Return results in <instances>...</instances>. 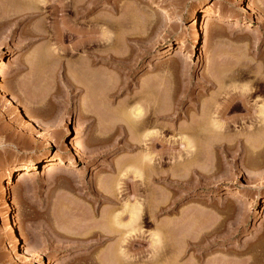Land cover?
Here are the masks:
<instances>
[{
  "label": "rangeland",
  "instance_id": "1",
  "mask_svg": "<svg viewBox=\"0 0 264 264\" xmlns=\"http://www.w3.org/2000/svg\"><path fill=\"white\" fill-rule=\"evenodd\" d=\"M39 1L0 0V86L6 90H0V264H40L23 251L24 243L49 264H157L149 246L155 227L149 218L140 234L118 229L129 237L127 243L118 233L97 237L107 228L103 222L110 223L125 201L137 198L131 189L137 185V199L144 206L160 202L162 243H173L182 258L178 264H264V128H257L256 140L250 137L249 143L238 138L236 134L253 128L245 121L250 114L241 110L226 117L244 118L241 124H233L225 137L212 138L214 126L209 115H202L207 107L212 113L216 105L224 106L237 87L264 78V0H208L206 7L228 20L206 21L198 15L197 39L190 12L203 0H145L151 8L144 0H73L85 9L83 29L95 27L97 38L107 29L115 37L111 52L121 55L125 50L124 63L132 65L127 74L110 64L91 63L82 54L66 59L52 55L48 47L54 42V17L35 11L43 6ZM31 31L49 32L40 39ZM182 38L186 41L179 52ZM65 64L78 89L68 88ZM141 89L150 99L142 100L143 105L149 110L158 103L160 115L154 129L150 126L145 134L131 130L133 136L125 126L126 133L122 131L127 123L122 114L129 111L126 100ZM263 99L250 100L249 106L256 108ZM190 125L194 131L209 130L210 136L205 139L196 131L194 137L191 129L194 157L183 141ZM146 132L160 140L147 141ZM62 137L81 151L74 166L66 161L73 151L60 149ZM147 152L152 156L145 158ZM42 156H60L65 166L50 170L41 164L33 174L23 179L14 174L6 184L7 169ZM138 169L147 182L134 178L132 171Z\"/></svg>",
  "mask_w": 264,
  "mask_h": 264
},
{
  "label": "bare ground",
  "instance_id": "2",
  "mask_svg": "<svg viewBox=\"0 0 264 264\" xmlns=\"http://www.w3.org/2000/svg\"><path fill=\"white\" fill-rule=\"evenodd\" d=\"M50 1V0H49ZM139 1V0H138ZM149 1V0H148ZM42 2V3H41ZM50 2H52V1H50ZM79 2H81V1H79ZM79 2L77 1V3H76V1L75 2H73V0L72 1H70L69 0V2L66 0H54V2H52V3H48V2H46V0H42V1H39V3H41V4H43V6L42 7H37L36 8V12L38 11H40V12H43L42 14H48V18H50V17H54L53 19L54 20H52L54 23V26L52 27V28H54L55 29V33L53 34V36H52V39H51V41L53 40L54 42H51V44L49 45V47H48V50L50 49V51L52 52V55H55V56H58V57H62V58H67V57H74V56H80V54H82L81 56H85L86 58H88V59H91V63H94V62H101V63H104V64H110L111 65V67H113V68H117V69H119V70H121L122 72H125L126 74L128 73V70H130V67L132 66V65H125V61H127V58H126V56L124 57V55L122 54V53H125V50H124V52H121L120 54L121 55H116L115 53H112L111 52V47H113L112 46V44H114L113 42V39L115 38L114 37V35H111L112 33H110L107 29H105L104 30V32L103 31H101L100 32V34H102L103 35V38L102 37H100V38H97V37H94L95 35H93V34H95V29H92V28H95V27H92L91 26V24H90V26L92 27L91 29H83V27L82 26H84V24L82 23V21H81V18H82V13H85L84 12V8L83 7H81L80 6V4H79ZM140 2V1H139ZM142 2H143V0H142ZM142 2H140V4L142 3ZM145 2H147V1H145L144 0V3ZM208 2V0H203L201 3H200V5L196 8V9H194V10H192L191 12H190V17H191V19H192V21H193V23H192V28L195 30V39H197L198 38V34H197V31H196V28H197V17H198V15H201V17L203 18V19H206V21H210V20H217V19H219V20H228L226 17H224L223 15H221L220 13H218V12H214V11H211V9H209L208 7H206V3ZM48 3V4H47ZM92 3V2H91ZM143 3V4H144ZM89 4H90V2H89ZM93 4V3H92ZM140 4H138V5H140ZM147 5H148V2L146 3ZM246 5H247V3H245ZM145 5V4H144ZM240 5V4H239ZM243 5V4H242ZM249 5H250V3H249ZM89 6V5H88ZM151 5L149 4L148 5V7H150ZM248 7L249 6H246V9H248ZM151 8V7H150ZM250 8V7H249ZM93 9H94V7H92L89 11H90V13L92 14V12H93ZM252 9V8H251ZM251 9H249V10H251ZM34 10V9H33ZM34 11V12H35ZM87 11V10H86ZM185 11V10H184ZM188 11V10H187ZM252 11H254V10H252ZM37 12V13H38ZM243 12V11H242ZM33 13V12H32ZM247 13V12H246ZM185 14V13H184ZM253 14V13H252ZM93 15V14H92ZM91 15V16H92ZM247 15H249L250 16V14L249 13H247ZM184 16V15H183ZM187 16H188V14H187ZM56 17H58V19H56ZM87 17V16H86ZM90 17V16H89ZM243 18V17H242ZM91 19V18H90ZM247 19V18H246ZM88 20V19H87ZM216 20H215V22H216ZM244 20V19H243ZM218 21V20H217ZM91 22H92V20H91ZM93 22H95L94 20H93ZM219 22V21H218ZM231 22V21H230ZM165 23V22H164ZM168 23H169V21H168ZM225 23V22H224ZM229 23V22H228ZM234 23V22H233ZM235 23H237L238 24V22H236L235 21ZM93 24V23H92ZM200 24V23H199ZM89 25V24H88ZM201 25V24H200ZM235 26H239L240 27V25H236V24H234ZM243 25V24H242ZM190 26H191V24H190ZM88 27V26H87ZM190 28V30L191 31H193L194 32V30L193 29H191V27H189ZM188 28V29H189ZM113 29V28H112ZM40 32V31H39ZM47 32H49V31H46V32H43V33H38L37 31H31V36H33V37H39L40 39L41 38H45V36H46V34L45 33H47ZM97 32V31H96ZM190 32V31H189ZM50 33H51V31H50ZM48 34V33H47ZM190 37L192 36V33L190 32ZM101 35V36H102ZM193 35H194V33H193ZM123 36V35H122ZM133 36V35H132ZM47 37V36H46ZM49 37V36H48ZM114 37V38H113ZM125 37V36H124ZM134 37H135V35H134ZM192 37H194V36H192ZM191 37V38H192ZM117 38V37H116ZM127 38V37H126ZM186 38V37H185ZM183 39V40H182ZM181 39V41L179 42V44H178V51L179 52H181L183 49H184V43H185V41L186 40H184V38H182ZM193 39V38H192ZM115 41H116V39H115ZM188 43H186V45H187ZM188 48H189V45H188ZM114 50V49H113ZM115 51V50H114ZM50 52V53H51ZM118 54V53H117ZM123 55V56H122ZM64 60V59H63ZM67 61V60H66ZM65 61V62H66ZM3 63V62H2ZM68 64H69V62H68ZM69 65H67V64H65L64 65V69H65V74H66V76L65 77H67V78H65V79H67V81H68V83H69V85L70 86H68V88L70 87V88H73V89H75V88H77L78 89V87H77V85L76 84H74V82L71 80V78H72V76H71V71H70V69H69V67H68ZM71 69H73V68H71ZM75 70V69H74ZM76 71V70H75ZM78 71V70H77ZM76 71V72H77ZM247 75V74H246ZM257 77V76H256ZM74 80V79H73ZM127 80V79H126ZM75 81V80H74ZM123 82V84L124 85H129L128 83H127V81H125V80H123L122 81ZM250 83H252V81L250 82ZM249 84V83H248ZM83 86V85H82ZM250 86V85H249ZM249 86H247V88H246V86L245 87H243V89L241 88V90H240V88H238L237 87V89H236V87L233 89L234 90V92H235V89L236 90H239V91H236L235 93H233L232 95H231V97H229L228 99H226V101H225V105L223 104V102H222V104L221 105H224V106H222V107H217V105L215 106L216 107V109L214 108L213 110H215V111H213L212 110V113H211V111H210V109H208V107H207V109H204L205 107H203V109L205 110V111H203L202 113V115L205 117V115L204 114H206L208 117H210V120H211V123L210 124H212V126H214V127H212V126H209V127H212V128H210V132L212 131V130H214V132H212V133H214L213 134V136H212V138L213 137H215L216 138V136H217V138H219V137H225V134H228V130H229V132H230V129H231V127L233 126V124H241V121H243V119H241V120H239V119H237L235 116L234 117H228V118H226L227 117V115L229 116V114H231L232 112H237V111H245V113H246V115L245 116H247V114H250V115H248L247 116V118L245 119V121L246 122H248L253 128H252V130H250L249 128L247 129V130H245V131H243V132H245L244 134L243 133H241V135L240 134H236V136L238 137V138H240V137H242L244 140H245V142H247V140H248V138H254L255 139V136L254 135H256V129L257 128H264V99L263 100H261L262 101V103H261V105L260 106H258V107H256L255 108V106L253 107V106H249V102H250V100H255V99H257V98H259V97H264V78H257V79H255V80H253V86H252V84H251V86L249 87ZM85 87V86H84ZM224 88V87H223ZM73 89H71V90H73ZM76 89V90H77ZM91 89V88H90ZM220 89H222V88H220ZM0 90H2L3 92L4 91H6V90H4V88L2 87V89H1V86H0ZM91 91V90H90ZM141 91V93L138 91L137 93H135V94H132V98L130 97V99H129V101L128 100H126L127 101V105H126V107H128V106H130V107H128L129 108V111L128 112H123V114H122V116H123V118H124V115L126 114V116H125V118L124 119H126V121H127V123H124L123 122V120L121 121V122H123V127L125 126L126 128H128L130 131V133L133 135V131H131V130H134V132L135 133H137V132H141V133H144V131H146L145 129H147V128H149L150 126H152V128H153V126H154V124H155V122H156V120H157V118H158V116L160 115V112H159V109H158V107H159V105H157L158 103H151V106L148 108L149 110H147V106L145 107L144 105H143V102H142V100H147V99H149V97L147 98V95L144 93V91L142 92V89L140 90ZM226 91V90H225ZM225 91H222V92H225ZM2 93V92H1ZM6 93V92H5ZM8 93V92H7ZM220 93V92H219ZM218 93V94H219ZM9 94V93H8ZM218 94H216V95H218ZM226 94V93H225ZM3 95V94H2ZM6 95V94H5ZM155 95V94H154ZM229 95V94H228ZM149 96V95H148ZM151 96V95H150ZM155 96H157V95H155ZM219 96V95H218ZM220 96H221V94H220ZM188 97V96H187ZM151 98H152V96H151ZM9 99L10 100H12V102L15 100V99H13L10 95H9ZM158 99H159V97H158ZM181 99L182 98H180V101H179V103H181ZM183 99H184V97H183ZM186 99V98H185ZM150 100V99H149ZM154 100V99H153ZM219 100V99H218ZM16 101V100H15ZM151 101H152V99H151ZM256 101V100H255ZM6 102H9L8 100H6ZM17 102V101H16ZM147 102V101H146ZM154 102H155V100H154ZM183 102V101H182ZM10 103V102H9ZM18 103V102H17ZM256 103V102H255ZM149 104V103H148ZM147 104V105H148ZM213 104H214V102H213ZM6 105V104H5ZM14 105V104H13ZM16 105V104H15ZM132 105V106H131ZM145 105H146V103H145ZM150 105V104H149ZM180 105V104H179ZM255 105V104H254ZM18 106H19V108L21 107L20 106V104H18ZM124 106L125 105H123V108H124ZM257 106V105H256ZM10 107H13V106H10ZM125 107V109H127ZM173 108V107H172ZM172 108L170 107V109L172 110ZM11 109V108H10ZM12 109H14V111H16V109H15V107H13ZM124 109V110H125ZM201 109V108H200ZM128 110V109H127ZM209 110V111H208ZM169 111V110H168ZM206 111H207V113H206ZM201 112V111H200ZM248 112V113H247ZM249 112H251V113H249ZM17 113V112H16ZM167 113V112H166ZM169 113H171V112H169ZM173 114H174V111L172 112ZM12 114H14V112H12ZM18 114V113H17ZM121 114H120V116H121ZM14 115H16V114H14ZM202 115L200 116V117H202ZM18 116H19V114H18ZM28 117V116H27ZM167 117V116H166ZM208 117H207V120H208ZM13 118V117H12ZM15 118V117H14ZM13 118V119H14ZM237 120H236V119ZM12 119V120H13ZM16 119V118H15ZM29 119H31V117H29ZM21 120V119H20ZM239 120V121H238ZM17 121H19V118H18V120ZM33 121H35V120H33ZM125 121V122H126ZM201 121V120H200ZM199 121V122H200ZM203 121H204V119H203ZM203 121H201V122H203ZM15 122H16V120H15ZM21 122H23V121H21ZM20 122V123H21ZM32 122V121H31ZM209 122V120L207 121V123ZM20 123H18V126L20 125V128L22 127L21 126V124ZM25 123V122H24ZM27 123V122H26ZM33 123H36V122H33ZM37 124V123H36ZM35 124V125H36ZM124 124H126V125H124ZM209 124V125H210ZM27 125H30V124H28L27 123ZM195 125V124H194ZM258 125H260L259 127H258ZM14 126V125H13ZM18 126H16L17 128H18ZM23 126H25L24 124H23ZM37 126V125H36ZM188 126V125H187ZM202 126V125H201ZM27 127V126H26ZM25 127V128H26ZM30 126H28V128H29ZM38 127V126H37ZM122 128L123 130L122 131H124L125 133H126V131H127V129L126 128ZM189 127H191V125L189 126ZM188 127V128H189ZM192 127H193V125H192ZM192 127L191 128H189V133L187 134V136L185 137V140H183V141H185L184 142V144H185V151L186 152H188V154L190 153V154H192V153H194L195 154V152H197V151H195V150H193L194 149V147H196V146H193V144H192V141L191 140H189V139H192V138H189V137H191L190 136V134L192 135V136H196V131L199 133V134H201V135H199L198 133V136H204V138L205 139H207V138H209L210 136H209V134H208V131H207V134H206V132L205 131H203V128L200 130V131H198V130H196V131H194V128L192 129ZM195 127V126H194ZM27 128V129H28ZM44 128H45V126H44ZM47 128V127H46ZM45 128V129H46ZM159 128V127H158ZM184 128V127H183ZM188 128H186L187 130H182L183 132L184 131H188ZM197 128V127H196ZM251 128V127H250ZM22 129H24V127L22 128ZM154 129V128H153ZM185 129V128H184ZM194 131H192V130ZM204 129H206V128H204ZM212 129V130H211ZM48 130V129H47ZM258 130V129H257ZM122 131H120V132H122ZM143 131V132H142ZM192 131V132H191ZM202 131V132H201ZM231 131H232V129H231ZM259 131V130H258ZM257 131V132H258ZM262 131H264L263 129H262ZM33 132V131H32ZM154 132V131H153ZM191 132V133H190ZM227 132V133H226ZM123 133V132H122ZM147 134H146V136L144 137V139H149V140H147V141H150V140H154V142H155V139H157V137L158 136H155V135H157V134H155V133H153V134H151L150 133V135H149V133L148 132H146ZM157 133V132H156ZM185 134H186V132H184ZM263 133V132H262ZM130 134V135H131ZM145 134V133H144ZM211 134V133H210ZM216 134V135H215ZM258 134V133H257ZM141 136H142V134H140ZM184 134H182L181 135V138H182V136H183ZM234 135V134H233ZM232 135V136H233ZM262 135H264V133L262 134ZM134 136V135H133ZM141 136H139V138L141 139ZM197 136V137H198ZM206 136H208L207 138H206ZM230 136V135H229ZM258 136H260V137H262L261 135H259L258 134ZM258 136H256L257 138H259ZM136 137V136H135ZM135 137H134V139H135ZM142 137V138H143ZM184 137V136H183ZM231 137V136H230ZM152 138H155V139H152ZM160 138V137H159ZM158 138V139H159ZM204 138H202V139H204ZM232 138V137H231ZM238 138H236L237 140H238ZM139 139V140H140ZM157 139V140H158ZM194 139V138H193ZM192 139V140H193ZM223 138H221V140H222ZM227 139H228V136H227ZM241 139V138H240ZM253 139V140H254ZM142 140V139H141ZM160 140V139H159ZM214 140V139H213ZM216 140H218V139H216ZM256 140V139H255ZM261 140V139H260ZM249 141H250V139H249ZM262 141V140H261ZM61 142L62 143H60L61 145H60V149H62L64 146H65V148H66V150H68V151H73L72 152V156H73V158H70V159H68V160H66L67 161V163H68V166H74L75 165V163L77 162L76 161V157H78V158H80L81 156V151L80 152H78L76 149H73L74 148V146H71V147H69V145H67V142L65 141V138L64 137H62V139H61ZM132 142H133V140H132ZM141 142V141H140ZM157 142V141H156ZM160 142V141H159ZM211 142H213V141H211ZM220 142V141H219ZM222 142V141H221ZM146 143V142H145ZM215 143V142H214ZM247 143H249V142H247ZM254 143V142H253ZM71 144V143H70ZM63 145V146H62ZM73 145V144H72ZM62 146V147H61ZM131 146V145H130ZM250 148H249V150L251 149V147H252V145L250 146V145H248ZM254 147V146H253ZM229 148V147H228ZM238 148V147H237ZM258 148V147H257ZM260 148V147H259ZM78 149V148H77ZM197 150V149H196ZM225 150V149H224ZM245 150H248L247 148L245 149ZM62 151H64V150H62ZM61 151V152H62ZM195 151V152H194ZM227 151V150H226ZM252 152V151H251ZM254 152V151H253ZM56 153V152H55ZM148 153V152H147ZM67 155L69 154L70 155V152L68 153H66ZM161 154V153H160ZM160 154H157V156L158 155H160ZM189 154V155H190ZM256 154H258V153H256ZM51 155V154H50ZM155 155V154H154ZM193 155V154H192ZM152 155H151V153H148V155H146L145 156V158L146 157H151ZM156 156V157H157ZM161 156V155H160ZM191 156V155H190ZM71 157V156H70ZM187 157V156H186ZM193 157H194V155H193ZM162 158V157H161ZM160 158V159H161ZM190 158V157H189ZM147 160H151V158H148ZM157 160V159H156ZM153 161V160H152ZM159 161V160H158ZM183 161V160H182ZM151 162V161H150ZM41 164H45L46 165V167H49V169L50 170H57V169H59L60 167H63V166H65V162H64V160L60 157V156H56V157H51L50 159L48 158V157H46V156H42V157H40V158H38V159H36L35 161H29V162H27V163H24V164H22V165H19V166H17V167H15V168H13V169H7L6 170V175H5V181H6V184H9L10 182H11V180H12V177H13V175L14 174H17L18 176H19V178L20 179H23V178H25V176H28L30 173H32L33 171H37L38 169H39V167H40V165ZM147 164V163H146ZM155 164V163H154ZM187 165V164H186ZM67 166V165H66ZM67 166V167H68ZM147 166V165H146ZM66 167V168H67ZM72 168V167H71ZM141 168V167H140ZM185 168V167H184ZM189 168H191V167H189ZM69 169V168H68ZM142 169H144V168H142ZM155 169V168H154ZM158 169V168H157ZM160 169V168H159ZM188 170V169H187ZM155 171V170H154ZM159 171V170H158ZM189 171V170H188ZM248 170H246V172H247ZM134 172V173H133ZM157 172V171H156ZM161 171H159V173H160ZM245 172V173H246ZM127 173V172H126ZM132 173H133V176H134V178H139V179H142V180H140V181H142V182H144L145 180L143 179V177H142V175H143V173H141V171H139V169L136 171V170H133L132 171ZM248 174L249 173H252L251 171H249V172H247ZM33 174V173H32ZM131 174V173H130ZM152 174V173H151ZM150 174V175H151ZM155 174V173H154ZM247 175V174H246ZM252 175H253V173H252ZM124 176V175H123ZM126 176V175H125ZM155 175H153V177H154ZM159 176H160V174H159ZM249 176V181H250V177L252 178V176L251 175H248ZM247 176V177H248ZM145 177V176H144ZM147 177V176H146ZM152 177V176H151ZM161 177V176H160ZM125 178V177H124ZM157 178V179H156ZM155 179L156 180H159L158 179V177H156ZM253 178H254V176H253ZM151 179V178H150ZM14 180V179H13ZM19 180V179H18ZM135 180H137V179H135ZM144 180V181H143ZM252 180H254V179H251V181ZM140 181H137L138 182V184H139V182ZM173 181V180H172ZM134 181H132V183H133ZM137 182H136V184H137ZM145 182H147V181H145ZM154 182V181H153ZM252 182H254V181H252ZM135 183V182H134ZM249 183H251V182H249ZM131 184V183H130ZM135 184V185H136ZM6 187H7V185H5ZM12 186V185H11ZM137 186H140V185H137ZM137 186H135V190H133V187L131 188L132 189V191L134 192V193H136L135 195H138L137 196V198L139 199V195L141 196V193L140 194H137V191H138V189L137 188H139V187H137ZM143 186V185H142ZM1 187V186H0ZM2 187H4V186H2ZM1 187V188H2ZM144 188H145V186H144ZM7 189V188H6ZM112 189V188H111ZM139 189H141V186H140V188ZM142 189H143V187H142ZM3 190V189H2ZM144 190V189H143ZM108 191V190H107ZM140 191V190H139ZM138 191V192H139ZM145 191H147L146 190V188H145ZM10 193H11V195H12V192H11V188H10ZM107 193H109V191L107 192ZM112 193V192H111ZM111 193L110 194H108L109 196L111 195ZM133 193V194H134ZM144 193H146V192H144ZM103 194V193H102ZM112 194H114V193H112ZM10 195V196H11ZM105 195V194H104ZM103 195V197H105V198H107V199H109V201H112V199H111V197H109L108 195L107 196H104ZM3 198V197H2ZM6 198V197H5ZM11 198H12V196H11ZM114 198V197H113ZM116 198V197H115ZM130 198V197H129ZM134 198H136V197H134ZM134 199L132 202H130V200L128 199L127 201H125V203L123 204V206H122V208H121V212L120 213H118V212H116L117 214H115V216L113 217V220H112V218H109V220H111L110 221V223L108 224L106 221V223H107V225H104V222H103V227L104 226H106L107 228H105V231L104 232H102V230H103V228H102V230H101V232H99V233H102V234H97V237H107V238H111V237H113L114 235H117V233L119 234V238H120V235H121V237L122 238H120V239H122L121 241L122 242H126L127 240H126V238L128 237L127 236V234H131V233H141L143 230H142V227L143 226H141L143 223H146L147 222V220H151V224L152 225H155V227H154V231L151 233L152 235L150 236L151 238H150V240H151V244L149 245L151 248L150 249H152V259L157 263V264H178V262H180L181 260H179L180 258H179V255H178V253H176V251L172 248V245L171 244H173L172 242L171 243H168V244H166V243H162V238H161V235H162V233H161V228H160V226L157 224V221H158V216L160 215L159 214V212H160V206H158L159 204H160V202H159V204H154L153 203V205H149V206H144V203L143 202H141V200H138V199ZM106 199V200H107ZM145 199V198H144ZM144 199H142V200H144ZM114 200V199H113ZM116 200V199H115ZM153 200V199H152ZM108 201V200H107ZM144 201H146V200H144ZM113 202V201H112ZM152 202V201H151ZM157 201H156V203H158ZM3 203H5V201L3 202ZM9 203H11V202H9ZM145 204H147V202H145ZM150 204V203H149ZM4 205H6V204H4ZM114 205V204H113ZM115 206V205H114ZM113 206V207H114ZM6 209V208H5ZM149 209V210H148ZM147 210V211H146ZM164 210V209H163ZM115 212V211H114ZM113 212V213H114ZM5 213V212H4ZM6 214V213H5ZM112 214V213H111ZM5 216V215H4ZM3 216V218L5 219V218H7V217H4ZM8 216V215H7ZM10 216V215H9ZM149 218V219H148ZM3 219V220H4ZM107 219V218H106ZM149 220V221H150ZM104 221V220H103ZM5 223H7V221H5ZM4 223V224H5ZM148 223V222H147ZM102 225V224H101ZM101 225H100V227H101ZM169 225V224H168ZM175 225V224H174ZM170 226V225H169ZM172 226V225H171ZM170 226V227H171ZM6 227H9L8 225L6 226ZM121 228L122 229H124V231L126 232L127 231V229H128V231H130V232H126L127 234L125 235L126 236V238H124V235H122V234H124L125 232L123 231V230H121ZM125 228H126V230H125ZM164 228V227H163ZM7 229V228H6ZM9 229H10V227H9ZM118 229H120L121 231H123L122 233L120 232V230L118 231ZM130 229V230H129ZM17 230V229H16ZM142 230V231H141ZM11 231V230H10ZM18 231V230H17ZM12 232V231H11ZM163 232V231H162ZM6 233H8V229H7V231H6ZM104 233V234H103ZM13 234V233H12ZM129 234V235H130ZM19 235V234H18ZM172 235H173V233H172ZM171 235V236H172ZM9 236H10V233H9ZM9 236H8V238H9ZM21 236V235H20ZM20 236H19V238H20ZM136 237H138V236H136ZM141 237V236H140ZM119 238H118V242H119ZM129 238V237H128ZM171 238V237H170ZM12 239V238H11ZM22 239V238H21ZM13 240H15L16 242H19V239H18V237L16 236V235H14V238H13ZM23 240V239H22ZM9 241H11L10 239H9ZM15 241H12L13 242V245H14V243H15ZM121 241L119 242V243H121ZM11 242V243H12ZM164 242V241H163ZM24 243V242H23ZM22 243V244H23ZM127 243V242H126ZM130 243V242H129ZM124 244V243H123ZM24 246H25V249L23 250V251H25L26 250V252L28 253L27 255L28 256H34V258L36 257L37 258V260H38V262L40 263V264H49V263H46L44 260H43V258L38 254V251L36 250V249H34V248H32V247H30V246H28V245H26L25 243H24ZM121 246V245H120ZM15 247V246H14ZM121 248V247H120ZM122 249V248H121ZM124 250V249H123ZM122 251V250H121ZM125 251V250H124ZM123 252V251H122ZM142 252V251H141ZM23 253V252H22ZM25 253V252H24ZM128 253V252H127ZM184 253V252H183ZM30 254V255H29ZM126 254V253H125ZM134 254V253H133ZM181 254V253H180ZM127 255V254H126ZM125 255L123 254V257H124ZM127 258V257H126ZM131 258V257H130ZM182 259V258H181ZM45 260L47 261L48 259H46L45 258ZM179 260V261H178ZM150 261V260H149ZM154 261H151V262H154ZM179 264H181V263H179Z\"/></svg>",
  "mask_w": 264,
  "mask_h": 264
}]
</instances>
